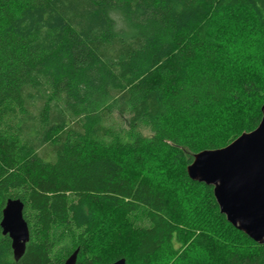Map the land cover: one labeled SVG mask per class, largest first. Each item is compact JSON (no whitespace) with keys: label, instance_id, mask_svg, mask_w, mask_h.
<instances>
[{"label":"trees","instance_id":"16d2710c","mask_svg":"<svg viewBox=\"0 0 264 264\" xmlns=\"http://www.w3.org/2000/svg\"><path fill=\"white\" fill-rule=\"evenodd\" d=\"M226 55L264 76V0H0V210L21 199L29 227L17 259L0 227V264H264L185 170L259 122L264 77Z\"/></svg>","mask_w":264,"mask_h":264},{"label":"water","instance_id":"95a60500","mask_svg":"<svg viewBox=\"0 0 264 264\" xmlns=\"http://www.w3.org/2000/svg\"><path fill=\"white\" fill-rule=\"evenodd\" d=\"M259 122L250 131H241L224 146L202 148L186 164V174L212 186L219 211L253 241H264V99ZM23 201L8 197L0 213V227L11 240L13 258L21 257L29 227L23 218ZM78 248L61 264H74ZM107 264H125L124 257Z\"/></svg>","mask_w":264,"mask_h":264},{"label":"rangeland","instance_id":"374dc122","mask_svg":"<svg viewBox=\"0 0 264 264\" xmlns=\"http://www.w3.org/2000/svg\"><path fill=\"white\" fill-rule=\"evenodd\" d=\"M220 19L217 20V24L220 26V24L222 23V21L224 19H222L221 17H219ZM217 25V27H218ZM229 48L228 49V52L227 54L231 55V57L234 55V54H237L238 52L236 51L235 47L233 49V47H227ZM230 52V53H229ZM227 59H228V56L226 55L225 59H224V65L226 66V68H228L229 72L231 75H233V78L237 79L238 81H243V80H246L249 78V76L251 77L252 80H256L259 77H264L263 76V71L261 68H256L255 71H247V72H240L239 70V67H236L235 68H229L227 65ZM263 79V78H262ZM264 85V81L261 82V86ZM253 96V95H252ZM263 97V94H260V96L258 95L256 97V95H254V98L253 97H250V98H245L244 96H242L241 99H237L235 102H230L228 103L225 108H224V111L223 114H221V116H224L225 114L227 113H231L230 116H235L239 113H244V112H249L251 109L254 108V101H257L259 99H261ZM245 124H238L236 127H229L228 130H227V133L225 134L227 140H231V138L235 137L236 134H238V132L240 131V128H242ZM135 129H134V132L138 133V135H149L151 133V129H150V126L147 124V122L144 120V119H141L139 120L138 122L135 123ZM246 126V125H245ZM244 126V127H245ZM193 156V155H192ZM150 165L154 168V166H156L155 164L150 163ZM165 165V164H164ZM148 171V170H146ZM144 171V172H146ZM157 177L161 178V175H158ZM143 214H140V212L137 214V216L134 218V221L137 222V223H142V224H145L146 221H144L143 219ZM202 223V222H201ZM206 225V224H204ZM182 226V225H181ZM205 229V227L202 225V224H191V225H188L187 227L185 226H182V229H186V234H185V237H187V235L189 234V236L186 238V242L185 244L183 243L182 246H179V250L178 252L180 251H184L185 249H190L192 248V239L194 238L195 236V233L198 234V232H200V230L202 229ZM237 243L240 244V242H238L236 240ZM243 242V241H242ZM178 241H173V245H177ZM188 251V250H187Z\"/></svg>","mask_w":264,"mask_h":264}]
</instances>
